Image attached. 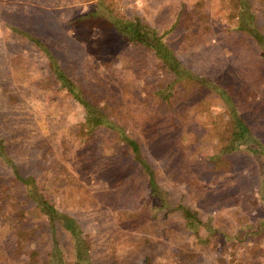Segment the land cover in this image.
Segmentation results:
<instances>
[{
	"label": "trees",
	"instance_id": "trees-1",
	"mask_svg": "<svg viewBox=\"0 0 264 264\" xmlns=\"http://www.w3.org/2000/svg\"><path fill=\"white\" fill-rule=\"evenodd\" d=\"M252 1L256 0H181L175 9V27L182 22L189 27L193 20L214 21L218 23L216 29L223 30L217 36L225 34L223 43L227 47L243 46L242 60H231L216 80L186 68L164 39L169 31L158 32L137 17L123 15L120 19H125L126 23L122 24L119 18H105L98 11L91 13L113 28L111 37L122 36L152 52L154 65L142 71L121 72L110 56L100 64L90 63L86 73L80 74L73 65L61 66L48 46L27 35L38 55L48 57L49 71L43 79L26 88L12 83L8 74L4 83H0V264H95L86 229L61 207L64 182L73 175L57 174L48 180L23 176L15 164L39 132L45 134L58 158L71 171L79 168L84 176L92 173L98 181L103 179L111 187L118 186L139 170L144 171L147 191L143 196L162 206L154 214L148 209L150 218L166 224L169 233L181 229L195 245L210 242V220L202 222L199 212L183 202L174 205L168 202L173 199L163 195L153 169L144 158L142 141L149 147L164 150L172 146L177 150L178 158L170 172L180 183H185L191 196H203L216 185L219 202L244 208V212L262 202L264 113L243 112L244 103L249 104V86L258 88L262 83L260 90L264 94V31L256 23L246 27L240 24L243 7L249 8ZM257 1L264 3V0ZM10 29L18 32L13 27ZM249 47L254 48L252 53L255 54ZM231 56H235L233 52ZM60 90H65L81 106L84 117L72 128L64 126L51 133L43 114L30 100H47L44 96ZM129 98L136 101L137 106L134 107ZM217 105L227 111L220 123L215 119ZM251 107L248 105L249 109ZM131 118L138 120V133L143 139L130 132L126 121ZM93 137L98 141L112 137L115 145H106L96 153L85 145ZM235 162L242 166L243 174L230 173ZM5 166L10 169L6 170ZM241 174L254 180L242 183ZM83 187L86 189L85 183ZM198 190L199 194L194 195ZM83 205L71 207L78 209ZM220 216H212V225L235 230L241 225L235 223L243 221L235 215L234 221ZM256 230L255 236H264L263 227ZM199 232L204 242L192 238ZM61 233L66 235V241H61ZM123 241L134 253L141 245H150L151 239L145 235H128L126 230L120 236L115 231L105 245L106 252L132 257L130 252L124 254L117 250ZM5 243L13 248L7 249ZM70 249L74 250L72 261L67 254ZM147 256L139 264H149ZM193 256L201 255L194 252ZM222 257L216 260L226 264ZM229 261L245 264L233 257ZM111 264L117 263L113 260Z\"/></svg>",
	"mask_w": 264,
	"mask_h": 264
},
{
	"label": "rangeland",
	"instance_id": "rangeland-1",
	"mask_svg": "<svg viewBox=\"0 0 264 264\" xmlns=\"http://www.w3.org/2000/svg\"><path fill=\"white\" fill-rule=\"evenodd\" d=\"M179 1L181 0H0V83H4L5 75L8 74L12 83L20 88H26L48 74V57L38 55V50L31 46L27 35L39 39L44 47L48 46L61 66L68 68L73 65L80 74L86 73L90 63L100 64L102 59L110 56L115 59V65L121 72L142 71L154 65L155 59L149 49L122 36L111 37V33H114L113 28L106 24L103 18L93 16L91 14L93 11H98L105 18H119L122 24L126 23L125 19H120L123 15L137 17L143 24L156 28L158 32H161V29L169 31L166 32L164 39L181 63L194 74L209 76L216 80L231 60H242L243 46L227 47L223 43L225 34L217 36L218 32L223 30L216 29L218 23L214 21L193 20L189 27H185L183 22L182 25L180 23L175 27L177 20L175 9L179 6ZM243 8L240 24L246 27L256 23L262 26L264 31V3L256 0L249 2V8ZM10 27L17 29L18 32H12ZM249 49L251 53L254 51V48ZM232 52L235 56L230 57ZM261 84H258V88L249 86L247 101L252 107L249 109L244 103L246 107L243 109L244 113L249 111L264 113ZM44 97L47 100L32 99L30 103L43 114L51 133L64 126L72 128L73 124L83 120L81 106L65 90ZM50 97L54 100L50 101ZM131 98L130 103L134 107L137 106L136 101ZM226 115V108L217 105L216 122L220 123ZM127 120V126L133 136L143 139L138 133V120L132 118ZM85 145L98 153L106 145L113 147L115 141L112 137L99 141L93 137L89 138ZM141 147L163 195L167 197L169 195V198L173 199L168 202L172 205L183 202L199 212L202 222L210 220L208 225L211 228L209 233L211 239L202 245L203 247L208 245L206 248L200 246L201 244H193L191 237L181 229L174 227L177 231L169 233L166 224L159 219L150 218L148 209L154 214L162 206L155 201L152 203L151 198L143 196L147 191L145 185L147 179L142 170L129 175V179L118 186L111 187L103 179H100L101 182L98 181L92 173L84 176L79 168L71 171L58 158L43 132H39L31 139L15 164L23 176L31 175L48 180L57 174L73 175L64 182L65 192L61 207H65L64 210L75 216L86 229L95 264H111L113 260L117 264L126 261V264L131 262L139 264L147 255L149 264H219L216 260L218 256H223L226 264H230L229 259L232 257L237 262L245 264H264V236H255L258 233L256 228L263 227L264 230L262 225L264 186L261 190L262 202L260 201L258 206H251L246 212L244 208L219 202L216 185L211 187L213 189L209 193L204 192L203 196H191L192 192L185 183H180L170 172L173 170L171 165H174L178 158L177 150L172 146L164 150L149 147L143 144V141ZM5 169L10 168L5 166ZM241 169L242 166L235 162L229 171L233 174H243ZM241 178L242 183L254 180L247 175H242ZM83 183L86 184V189ZM250 186L253 187L251 184ZM96 189L99 190L95 191ZM90 190L91 193L88 192ZM193 194H199V190ZM81 203H84L81 208L71 207ZM232 212L240 221L243 219L235 223L241 224L237 229L219 228L214 223L212 225L213 215L214 218L222 215L234 221L235 216ZM124 230L128 235L149 237L150 245H141L132 253L129 244L123 241L117 250L124 251V254L130 252L132 256L130 258L129 255L123 257L106 252L105 245L110 235L116 231L121 236ZM192 238L205 241L201 232L194 233ZM60 239L66 241V235L61 233ZM4 247L9 250L13 248L11 244ZM67 252L68 259L72 261L74 250L70 249ZM194 252L201 256H193Z\"/></svg>",
	"mask_w": 264,
	"mask_h": 264
}]
</instances>
